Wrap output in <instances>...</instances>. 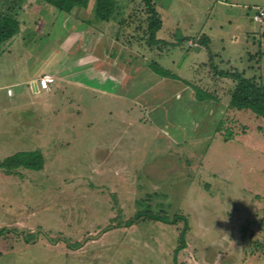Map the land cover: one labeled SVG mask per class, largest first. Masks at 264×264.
Here are the masks:
<instances>
[{"label": "rangeland", "instance_id": "374dc122", "mask_svg": "<svg viewBox=\"0 0 264 264\" xmlns=\"http://www.w3.org/2000/svg\"><path fill=\"white\" fill-rule=\"evenodd\" d=\"M123 1L131 17L120 44L105 45L136 46L138 73L123 54L116 64L131 71L115 84L93 60L103 46L90 43L79 63L89 79L47 95L30 92L27 79L52 78L40 74L58 61L79 68L82 41L69 48V19L46 3L0 0V13L22 25L0 49V264H264V118L231 109L234 83L218 76L236 71L264 84V19L253 22L264 0H237L236 10L221 0H155L162 17L174 6L185 19L173 32L165 15L161 36L177 40L155 45L143 1ZM205 15L237 35L234 45L181 41L185 23ZM100 75L111 80L108 93L98 91ZM143 213L183 220L133 223Z\"/></svg>", "mask_w": 264, "mask_h": 264}, {"label": "crops", "instance_id": "0c3cea01", "mask_svg": "<svg viewBox=\"0 0 264 264\" xmlns=\"http://www.w3.org/2000/svg\"><path fill=\"white\" fill-rule=\"evenodd\" d=\"M35 1H36V3L38 2V0H35ZM113 1L115 2L116 11H115L114 16H113L114 18H112L109 22H102L95 16V14H94V1L93 0L89 2L88 6L86 8H75L70 13L61 12V13L66 15V17H67L66 20L69 19V20H67V21L65 20V21L67 24L70 23L69 25L74 30V32L70 31L71 37L69 39H67L68 41L71 42V44H73L69 48L76 46L79 41H82V43L80 42L81 44L79 45V47L82 48V53L80 54V57L78 58V64H77L79 68L74 69L73 61H71L69 64L66 63L65 65H62V61H61V63H59V61H58L55 65H53V63H52L40 75L51 76L52 78L55 79V81L50 84V86L47 90L43 91V90H39V88L36 87L37 78H32V79L28 78L26 82H28L30 85L29 86L30 92H38V93H44V94L47 93V95H53V94H56L60 89L67 90V88H69L68 85L70 87H72L73 83L74 84H81L84 82V81L82 82V80H86V79L88 80L89 76L91 75L90 69L89 68L87 69L88 66H86L84 64H79V63L88 62V60H89L88 57H91L88 54L89 52L86 51V48L90 45V43H93L92 45L97 44V45L103 46L102 48H100L101 56L93 58L97 67L99 68V72H100L99 74L108 75L109 77H112L114 80L113 82L115 84H118L116 78L118 79V76L120 75L119 73H121L120 71H122V72L127 71L128 72V71L132 70L131 64L133 62L136 63V60H134L132 62V56H137V54H139L137 52L136 46L131 47L129 50L126 51V53L128 54L127 55L128 67L131 69V70H129L128 68H123V67L116 64L118 61L121 62L122 55L126 54L125 51H124V53H121V50H118V52L116 53V51H111V49L107 48L105 45L106 42L111 43V44L112 43H119L120 44L119 35H121V31L123 29L121 24L124 23L126 19L131 17V16H128V14H123V16H122V11L124 9L128 10L130 7V5H128V3H127L128 7L124 6L122 8V6H121L122 4H120V2H122L123 0H120V1L113 0ZM152 1L154 4V10L158 14L159 19H160L161 24H162L161 29L157 32L156 40L159 42L160 41L161 42H167V40H165V38H168L169 39L168 44L173 42L174 40H177L175 35H173L171 32L164 34L165 37L161 36L163 34L162 32L164 29V24H163L164 21H162V19L166 18V16H167V18H170L171 19V25H172L171 29L173 32H175L176 29L181 28V26H183L182 22H183V20H185L184 17L177 15L179 13V11L174 6L167 7L164 11L162 10V13L164 15V17H162V14L160 13V9L157 7L155 0H152ZM174 1H176L177 3L182 2V0H174ZM231 1H232V4H230V3L228 4L227 0H221L220 5L223 7L229 6L231 9H234V10L240 9V6L235 4L237 0H231ZM224 2H225V4H224ZM226 4H228V5H226ZM47 6H49V5H47ZM49 7L51 8V10L53 12L56 10L51 6H49ZM211 7H214V6H211ZM211 10H213V9H209V12H211ZM56 11H58V10H56ZM73 11H79L83 17L78 16V14L74 16ZM216 12H217V10L215 9V11H213V13H216ZM123 13H125V11ZM180 13H181V11H180ZM200 14L203 15V11ZM208 14H211V13H208ZM118 16H119V20L117 19ZM199 17L198 18L195 17V18L190 19L194 23H189L191 21L185 23L186 25H189V26H187L188 28H185L184 34L183 33L181 34V36H180L182 39L181 41H183V42H184V40L189 41V39L193 38L192 40L195 41V47H196L197 43L200 44L201 42L204 43V45L208 47L217 41H218L217 43H225L226 39L229 38L228 42H230V44L234 45L233 43H235L237 38H238L235 33H231V32L222 33L224 27L219 26L217 24H214L213 26H211L210 25L211 22H209V19H210L209 16H206V15L203 16L202 21H201V17L200 18ZM228 17L231 19V21L234 20L235 18L238 19L237 12L236 11L229 12ZM200 21L202 23V26H197V27L193 26L196 22L198 23ZM253 22H255V21H253ZM126 23H127V21H126ZM255 23H261V22H255ZM192 26H193V28L198 29V30H195L198 34L189 36L186 32H188V30H192L193 29ZM21 27H22V25L19 22V31L12 39L16 38L17 35H21V33H20ZM207 29L210 31L208 32ZM213 29L215 31H212ZM219 30H221V31H219ZM38 34L39 33H35L34 36L36 37V36H38ZM228 35H230V37H228ZM200 38H203L201 42H199ZM11 40H9V41H11ZM9 41H7V42H9ZM64 52H67V51L62 50L61 54H63ZM147 52L149 54L151 53L150 51H147ZM67 53L69 54V52H67ZM109 53H110V55H108ZM199 54H200V51H199ZM227 54H229V51H227V53L225 55H227ZM142 56H143V54H142ZM228 57L229 56H226V58H223V59H225V60L230 59ZM138 70H139V68L134 66L132 71L133 72L137 71V73H138ZM101 75L96 76V78L98 80L97 82H99L98 91L105 94V93H108L107 87H105V86L107 85V83L111 82V80L107 79L109 77H106V76L104 77ZM102 78H105V79H102ZM111 94H113V93H111Z\"/></svg>", "mask_w": 264, "mask_h": 264}, {"label": "trees", "instance_id": "16d2710c", "mask_svg": "<svg viewBox=\"0 0 264 264\" xmlns=\"http://www.w3.org/2000/svg\"><path fill=\"white\" fill-rule=\"evenodd\" d=\"M43 3L53 7L54 9L70 13L75 8H86L90 1L92 0H40ZM94 1V14L102 22H109L114 18V13L116 11L115 2L113 0H93ZM148 16V28L149 33V43L155 45L158 43L156 40V34L161 29V21L158 14L154 10V4L152 0H142ZM254 21V20H253ZM19 31V21L16 19L15 15L0 13V49L9 40H11ZM204 44V43H202ZM207 47V46H206ZM210 61H212V54H209ZM216 72V70H215ZM218 76L221 78H228L234 83V87L231 92V98L229 102V107L235 110L248 109L251 110L256 115L264 118V84L258 83L256 79H249L244 77V74L234 71L233 73L218 72ZM198 97V96H197ZM204 99H200L203 101ZM25 159L23 163L26 169L38 171L42 168L41 165H34L33 160L27 159L26 156H15L9 160L15 161L18 159ZM42 158V156H41ZM6 161L5 163H7ZM144 216V220H149L153 222H161L168 225H176L178 221H182V217H174L172 221L161 217L160 215L152 216L151 213H143L136 216L133 220L134 222H141ZM184 229L180 232L178 238V247L176 253L183 250L186 246L184 241Z\"/></svg>", "mask_w": 264, "mask_h": 264}, {"label": "built area", "instance_id": "2783aa9c", "mask_svg": "<svg viewBox=\"0 0 264 264\" xmlns=\"http://www.w3.org/2000/svg\"><path fill=\"white\" fill-rule=\"evenodd\" d=\"M264 19V8H260L256 11V13L253 15V20L255 22H261ZM53 83V79L50 77H43L40 80L37 81L36 87L39 88V90H47L50 86V84Z\"/></svg>", "mask_w": 264, "mask_h": 264}]
</instances>
